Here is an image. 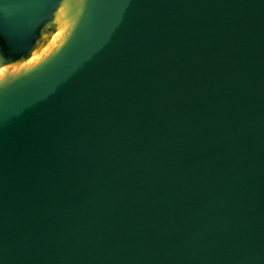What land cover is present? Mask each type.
Masks as SVG:
<instances>
[{
	"label": "water",
	"instance_id": "obj_1",
	"mask_svg": "<svg viewBox=\"0 0 264 264\" xmlns=\"http://www.w3.org/2000/svg\"><path fill=\"white\" fill-rule=\"evenodd\" d=\"M61 0H0V54ZM0 264H264V0H87L0 89Z\"/></svg>",
	"mask_w": 264,
	"mask_h": 264
},
{
	"label": "bare ground",
	"instance_id": "obj_2",
	"mask_svg": "<svg viewBox=\"0 0 264 264\" xmlns=\"http://www.w3.org/2000/svg\"><path fill=\"white\" fill-rule=\"evenodd\" d=\"M86 4L87 0H61L50 20L38 28L28 51L13 59L0 54V68L5 67L0 89L24 80L53 60L73 36ZM45 54L47 56L39 64H31L35 58Z\"/></svg>",
	"mask_w": 264,
	"mask_h": 264
},
{
	"label": "rangeland",
	"instance_id": "obj_3",
	"mask_svg": "<svg viewBox=\"0 0 264 264\" xmlns=\"http://www.w3.org/2000/svg\"><path fill=\"white\" fill-rule=\"evenodd\" d=\"M48 51H50V50H48ZM46 56H47V54L38 56L37 58L34 59V61L31 64L32 65L39 64ZM4 73H5V67L2 69L0 68V79L3 77Z\"/></svg>",
	"mask_w": 264,
	"mask_h": 264
}]
</instances>
